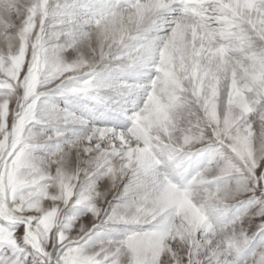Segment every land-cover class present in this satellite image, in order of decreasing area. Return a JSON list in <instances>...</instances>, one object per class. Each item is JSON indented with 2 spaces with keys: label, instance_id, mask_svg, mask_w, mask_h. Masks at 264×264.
I'll use <instances>...</instances> for the list:
<instances>
[{
  "label": "snow or ice",
  "instance_id": "1",
  "mask_svg": "<svg viewBox=\"0 0 264 264\" xmlns=\"http://www.w3.org/2000/svg\"><path fill=\"white\" fill-rule=\"evenodd\" d=\"M0 264H264V0H0Z\"/></svg>",
  "mask_w": 264,
  "mask_h": 264
}]
</instances>
